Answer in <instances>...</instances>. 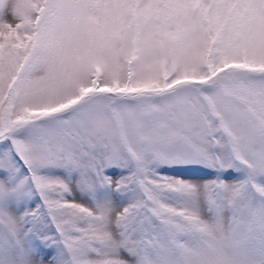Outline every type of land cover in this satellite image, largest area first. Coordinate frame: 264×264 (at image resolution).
<instances>
[{
    "label": "snow or ice",
    "instance_id": "snow-or-ice-1",
    "mask_svg": "<svg viewBox=\"0 0 264 264\" xmlns=\"http://www.w3.org/2000/svg\"><path fill=\"white\" fill-rule=\"evenodd\" d=\"M0 264H264V0H0Z\"/></svg>",
    "mask_w": 264,
    "mask_h": 264
},
{
    "label": "rangeland",
    "instance_id": "rangeland-1",
    "mask_svg": "<svg viewBox=\"0 0 264 264\" xmlns=\"http://www.w3.org/2000/svg\"><path fill=\"white\" fill-rule=\"evenodd\" d=\"M184 175H186V176H187V175H190V173H184Z\"/></svg>",
    "mask_w": 264,
    "mask_h": 264
}]
</instances>
